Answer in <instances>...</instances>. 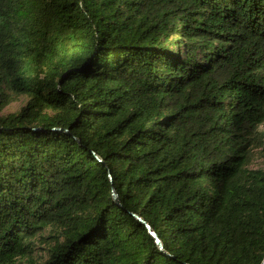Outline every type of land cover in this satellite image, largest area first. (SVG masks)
<instances>
[{"label": "trees", "instance_id": "trees-1", "mask_svg": "<svg viewBox=\"0 0 264 264\" xmlns=\"http://www.w3.org/2000/svg\"><path fill=\"white\" fill-rule=\"evenodd\" d=\"M22 95L0 264H264V0H0Z\"/></svg>", "mask_w": 264, "mask_h": 264}, {"label": "rangeland", "instance_id": "rangeland-1", "mask_svg": "<svg viewBox=\"0 0 264 264\" xmlns=\"http://www.w3.org/2000/svg\"><path fill=\"white\" fill-rule=\"evenodd\" d=\"M28 101V96L22 95L19 99L11 104L7 105L4 108H0V117L5 116L9 113L19 111L22 106ZM260 130L264 133V123L261 125ZM250 168H264V140L262 141V146H258L254 150V158L250 164ZM46 235L50 232L49 230L45 231ZM36 248L34 250V257L40 259L42 256H46L48 253L49 247L54 245L52 239H47V242L42 241L39 237L34 238ZM26 261L23 260L18 264H25Z\"/></svg>", "mask_w": 264, "mask_h": 264}, {"label": "water", "instance_id": "water-1", "mask_svg": "<svg viewBox=\"0 0 264 264\" xmlns=\"http://www.w3.org/2000/svg\"><path fill=\"white\" fill-rule=\"evenodd\" d=\"M115 196H117L116 193H115ZM142 221H143L144 224H146V226H148L150 232L156 237V240H157V242L159 243V245H160L161 247H163L162 242H161L160 239L157 237L156 233L151 229V226H150L145 220H142Z\"/></svg>", "mask_w": 264, "mask_h": 264}]
</instances>
